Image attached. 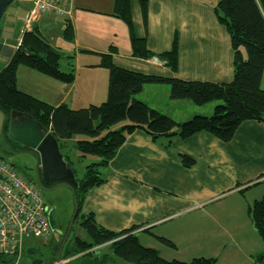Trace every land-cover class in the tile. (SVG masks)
Returning a JSON list of instances; mask_svg holds the SVG:
<instances>
[{"label":"crops","instance_id":"crops-1","mask_svg":"<svg viewBox=\"0 0 264 264\" xmlns=\"http://www.w3.org/2000/svg\"><path fill=\"white\" fill-rule=\"evenodd\" d=\"M114 1L62 0L70 9L68 17L42 14L33 26L66 55H75L76 79L64 84L19 66L18 88L54 106L67 104L78 109L100 104L108 96L109 73L92 66L99 63V56L81 51L104 53L110 46L118 49L113 56L118 67L144 75L210 83L233 81L234 51L230 34L215 12L218 0H145L146 19L143 0H130L134 32L145 38L147 47L157 55L149 59L132 54L126 23L112 16ZM18 4L29 11L33 2ZM65 19L73 25L72 42L63 36ZM17 31L15 28L11 43L14 49ZM176 38L178 69L172 71L159 54L170 51ZM7 62L0 61V67ZM61 67L68 69L66 58ZM136 98L178 122L195 115L209 116L218 104L197 106L187 99H173L169 84H147ZM182 156L193 164L185 166ZM103 173L105 182L88 191L83 212L93 214L109 231L136 227L134 232L140 237L144 233L165 237L174 241L175 247L181 237L186 248L199 252L195 257L213 258L215 264H253L264 252V242L249 214V207L264 195V123L260 121L242 122L229 141L206 131L186 139L154 140L145 130L136 129L127 135Z\"/></svg>","mask_w":264,"mask_h":264},{"label":"trees","instance_id":"trees-1","mask_svg":"<svg viewBox=\"0 0 264 264\" xmlns=\"http://www.w3.org/2000/svg\"><path fill=\"white\" fill-rule=\"evenodd\" d=\"M141 4L146 19L147 1L143 0ZM215 12L219 22L230 34L234 51V79L231 83L144 75L118 67L113 60L114 54L118 52L115 46H110L109 51L104 53L83 49L82 53L100 57L99 63L92 66L104 68L109 73L107 99L100 104L78 109L67 104L54 106L22 92L17 86V70L21 65L64 84H72L76 79L75 55H66L52 45L37 27L24 34L21 45L8 62L0 67L1 111L8 115L21 113L36 120L39 126L57 138L61 151L64 141L77 136L86 137L74 143L80 158L88 155L98 158V161L87 165L83 176L79 177L72 157L62 151L65 160L74 169L78 183L74 187L78 205L74 223L88 236V239L73 237L66 249L69 255H79L86 259L87 264L216 263L215 259L206 257H196L189 262L167 260L157 249L141 242L139 234L134 232L136 227L119 233L112 232L100 226L93 214L83 212L88 191L105 182L104 168L115 157L127 135L136 129L145 130L154 140L173 136L186 139L206 131L223 141H229L242 122L256 120L264 123V0H218ZM112 16L126 23L135 57L149 59L157 56L147 47L146 39L136 36L134 32L130 0H115ZM63 36L70 42L75 38L69 19H65ZM64 58L68 61L67 70L61 67ZM159 58L172 71H177V38L172 49L159 54ZM147 84H169L173 99H187L197 106L211 102L218 104L209 116L195 115L187 121L178 122L136 98ZM182 160L185 166L193 164L189 157L182 156ZM249 214L264 242V195L249 207ZM159 239L175 247L170 239ZM104 244H109L111 252L92 250ZM39 262L38 259L33 260V264H42V261ZM0 263H14V259L0 254ZM253 264H264V252L254 258Z\"/></svg>","mask_w":264,"mask_h":264},{"label":"built area","instance_id":"built-area-1","mask_svg":"<svg viewBox=\"0 0 264 264\" xmlns=\"http://www.w3.org/2000/svg\"><path fill=\"white\" fill-rule=\"evenodd\" d=\"M32 2V9L23 19V25L18 27L16 48L42 14L70 15V9L62 0ZM50 214L38 185L24 178L11 163L0 157V254L16 261L22 256L27 240L50 239L55 232Z\"/></svg>","mask_w":264,"mask_h":264},{"label":"rangeland","instance_id":"rangeland-1","mask_svg":"<svg viewBox=\"0 0 264 264\" xmlns=\"http://www.w3.org/2000/svg\"><path fill=\"white\" fill-rule=\"evenodd\" d=\"M210 104L211 103L207 105ZM78 137L86 138L83 136ZM1 141L2 139L0 138V142ZM74 143L75 142H72V140H68L66 143H64L62 151L64 153L67 152L72 157L77 175L82 177L86 166L92 162L98 161V158L89 155L84 158H80V153L78 150H76ZM3 148L9 154H0V156H2L7 162L11 163L24 178L27 180L31 179L33 181V178L35 177L36 165L35 156L26 152L14 153L15 151L7 148L5 145H3ZM42 194L44 196L46 205L51 211L50 218L53 221L55 232L50 239L31 238L29 241L27 240L28 243L26 242V245L28 246L24 249L20 259H17L16 261L14 260L13 264H15L17 261L18 262L16 264H33L34 259H38V261H40L39 263L42 261V264L58 263V250L74 211V196L72 189L66 186H59L50 191H42ZM76 236H79L82 239H88L87 233L78 224L73 223L71 233L62 250L61 257L63 264H87L85 262V258H82L79 255H69L67 253L66 249L69 246V242H71V239ZM177 241L179 242V245H176V247H171L151 234L144 233L141 235V242L143 244L153 248L156 247L155 249L159 251V254L167 260L176 259L189 262L196 258L195 256H198L197 254H199V252H197L196 249H188L184 246V242L181 237H177ZM185 241L191 242L190 240ZM108 245L104 244L92 250H96L99 253L111 252ZM220 264H224V262H221Z\"/></svg>","mask_w":264,"mask_h":264},{"label":"water","instance_id":"water-1","mask_svg":"<svg viewBox=\"0 0 264 264\" xmlns=\"http://www.w3.org/2000/svg\"><path fill=\"white\" fill-rule=\"evenodd\" d=\"M22 0H0V61H8L14 54L13 42L15 28L18 21L26 17L27 10L18 4ZM25 52V49H22ZM21 116L22 119L16 118ZM6 117L8 119H6ZM9 124V138L26 147V150L18 153H30L36 158L35 174L37 184L44 191H50L43 184L57 183L56 187L66 186L72 189L74 196V211L68 228L60 244L57 256V264H63L62 250L71 233L74 220L77 216V199L74 187L77 186L74 169L65 160L60 149L59 141L55 136L39 126L38 122L24 114H6L0 110V133L4 121ZM6 125V124H5ZM4 125V126H5ZM53 190V189H52Z\"/></svg>","mask_w":264,"mask_h":264},{"label":"flooded vegetation","instance_id":"flooded-vegetation-1","mask_svg":"<svg viewBox=\"0 0 264 264\" xmlns=\"http://www.w3.org/2000/svg\"><path fill=\"white\" fill-rule=\"evenodd\" d=\"M16 118L18 119H22L21 116H16ZM6 119H8L6 117ZM6 124V125H5ZM5 125V126H4ZM8 129H9V124H7V120L4 121V124H3V128H2V132L0 133V138L2 139V141L0 142V152L2 151L3 154H6V150L3 148V145H5L7 148L15 151L14 153L16 152H19V151H23V150H26L27 148L26 147H23L22 145L12 141L9 136H8ZM3 148V149H2ZM30 181H32L30 179ZM35 184H37V179H36V174H35V177L33 178V181ZM38 185V184H37ZM47 189L49 190H52L55 188V186L57 185V183H51V184H43ZM38 187L42 190V188L38 185ZM44 191V190H42Z\"/></svg>","mask_w":264,"mask_h":264}]
</instances>
